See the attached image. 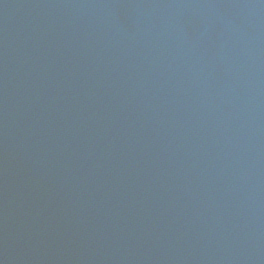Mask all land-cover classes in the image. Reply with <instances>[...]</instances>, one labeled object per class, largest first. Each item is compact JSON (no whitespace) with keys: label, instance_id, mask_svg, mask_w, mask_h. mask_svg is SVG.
<instances>
[{"label":"water","instance_id":"obj_1","mask_svg":"<svg viewBox=\"0 0 264 264\" xmlns=\"http://www.w3.org/2000/svg\"><path fill=\"white\" fill-rule=\"evenodd\" d=\"M0 264H264V0H0Z\"/></svg>","mask_w":264,"mask_h":264}]
</instances>
